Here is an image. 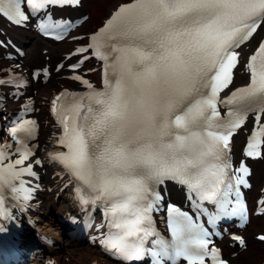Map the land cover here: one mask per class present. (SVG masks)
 <instances>
[{
  "label": "snow or ice",
  "instance_id": "snow-or-ice-1",
  "mask_svg": "<svg viewBox=\"0 0 264 264\" xmlns=\"http://www.w3.org/2000/svg\"><path fill=\"white\" fill-rule=\"evenodd\" d=\"M80 3L0 0V16L21 25L44 12L39 30L63 39L57 30L66 33L69 21L54 20L46 10ZM261 29L264 0H117L87 37L88 44L72 53H91L70 65L72 69L91 58L99 61L101 86L74 74L71 79L85 90L65 89L53 96L50 111L61 129L55 143L64 150L46 155L49 163L64 169L80 205L101 210L96 227L104 231L93 240L105 252L125 262L148 256L152 264H177L181 258L186 264H228L212 241L222 234L210 232L200 217L207 216L209 225L221 217L247 220L240 186H249V169L243 161L233 168L231 140L254 113L256 125L244 154L261 156ZM257 35L260 39L244 64L247 82L230 90L241 49ZM18 67L0 68V89H15L8 96L19 97L28 83L16 73ZM43 72L47 78L48 70ZM4 96L0 91V107ZM32 111L23 104L6 123L10 141H0V217L10 214L9 201L24 206L38 187L25 179L36 177L34 164H42L40 158L31 159L37 121L25 116ZM169 181L185 186L197 210L194 219L188 211L167 205L170 239L157 230L153 216L161 210L160 186ZM204 202L216 211L209 212ZM257 238L264 241V235ZM231 239L245 245L240 236Z\"/></svg>",
  "mask_w": 264,
  "mask_h": 264
},
{
  "label": "bare ground",
  "instance_id": "bare-ground-1",
  "mask_svg": "<svg viewBox=\"0 0 264 264\" xmlns=\"http://www.w3.org/2000/svg\"><path fill=\"white\" fill-rule=\"evenodd\" d=\"M117 3V0H109L107 3L104 4V7L102 9H98L95 5L91 6L89 4V7L91 8L87 14H89L88 18L84 20L83 23L78 25L76 27V30L72 35L79 36L83 33H88L87 30V24L88 21L93 20L95 23L94 30L100 26L103 22V20L110 14V11L113 9V6ZM62 11L63 17H77L80 15H86V12L79 8H70L65 7ZM5 30L7 38L6 41L10 38L14 39L18 44L25 45V42H28L27 39H24L26 36L28 39L32 37V34L28 30H22L20 29L18 32L12 30V28H7L5 26L1 27ZM18 29V28H16ZM92 32V31H90ZM261 34H264V29L260 31ZM3 34V33H2ZM260 36H257V39H259ZM80 41L78 39L71 40V42H66L64 46L61 47H50L44 49V54H48L52 60V64L48 65L49 61L44 60L45 57L42 59V55L40 53L35 54V60L38 62H42L40 64H37L35 62V65L30 67V63L22 62L20 61L18 63L19 67L16 68V72L23 71V69H29L31 72H34L35 70L39 69L44 70L49 68L53 69L51 72V76H54L53 78L48 79V81L43 82V87L39 90L38 87L29 80V85L27 89H22L21 95L17 97L15 100L13 99V103H10V96L7 95L10 90L6 87H3L0 89V91H3L5 93L4 100H3V106L0 107V116L1 113H5V115H9L14 107V104L18 103H28L32 106L34 109V114L37 115L40 118L41 121V127H40V135L37 139V144L39 147V150L36 149V155H41L43 160V165L39 167L38 165L34 164V168H37L39 171V179L38 181H43L46 175V172H50L52 174L53 182L52 185L45 184L44 187L39 191V198L38 200L32 205L31 213L35 214V217H39L42 220V223L45 225L42 226L41 224H37V227L42 230L39 233H36L37 237L44 240L42 237H46L47 240H53L55 244L53 246H48V241L44 240L43 243L46 244L47 248H42L41 246H36L33 249V256L29 264H48L50 260H54V264H88L91 260H96L99 257L96 255L98 253L97 246L95 245V241L93 239L84 241H77V240H71L66 237L65 234V226L59 222L56 218L48 219L46 218V214L53 212L55 213V216L62 215L65 211H70L74 209V204L71 201L70 193L72 192V187L70 184L67 183V179L65 178V175L63 174L62 169L53 163H49V160L47 158V153L49 151H55L57 150V146L55 145V141L58 136V132L56 131V125L54 122L48 117V100L52 97V94L59 90L61 85L65 82H69L64 78L63 76H66L68 74H71V72L67 71L65 69V62L67 61L65 59L67 53L72 51L74 48L79 46ZM87 43V42H86ZM36 45V43H34ZM248 45V44H247ZM246 46V45H245ZM253 45H250L249 47L245 48L244 55L247 57V55L250 53ZM37 52L41 51V48H36ZM243 55V54H242ZM241 55V57H242ZM77 56H73L72 58H75ZM16 62H13L11 64L0 60V68L9 67V66H15ZM62 64L59 67V64ZM60 68V70H55ZM86 69V68H85ZM89 70L92 69V67H88ZM248 78L247 73L243 70H241L240 74L236 76V79L234 80V83L230 86H237L243 82L246 81ZM99 80V76L97 78ZM71 83V82H69ZM72 84V83H71ZM228 92L224 94L226 96ZM25 97H29V99H26ZM20 98V100H18ZM1 118V117H0ZM0 130H4V122H0ZM54 133L56 135H54ZM40 147L43 148L45 151L44 155L42 154L43 151H40ZM262 168V167H261ZM253 182H258L259 177L264 175V172L260 169L261 172H257V168L255 164L253 165ZM254 173L256 174L254 177ZM43 183V182H42ZM43 186V185H42ZM256 190V188H253L249 191V194L253 193ZM173 197H177V193L173 194ZM251 221H253L252 228L256 227V223L259 221L258 216L253 215L251 217ZM41 236V237H40ZM37 239L38 241H41L40 239ZM247 240L250 239V236L247 234ZM224 242V244H223ZM227 240H222V246L225 245ZM62 249H65V253L62 252ZM232 248H225V253H228V250ZM232 251V250H230ZM262 252L264 254V244L261 242H253L251 241L250 247L248 248V251L241 252L238 258L231 259L233 264H242V261L245 263L250 264H257L255 262L256 257H253L254 255H257L258 252ZM100 259V258H99ZM106 261V260H104ZM26 264V263H25Z\"/></svg>",
  "mask_w": 264,
  "mask_h": 264
},
{
  "label": "rangeland",
  "instance_id": "rangeland-1",
  "mask_svg": "<svg viewBox=\"0 0 264 264\" xmlns=\"http://www.w3.org/2000/svg\"><path fill=\"white\" fill-rule=\"evenodd\" d=\"M109 0H84L83 2H82V6L81 7H83V9H85V12H90L89 10L91 9L90 7H89V4H91V6H93V5H95L98 9H102L103 7H104V4L105 3H107ZM80 7V8H81ZM94 26H95V23L93 22V20H90V21H88V24H87V28H88V30H93L94 29ZM32 40L35 42V40L32 38ZM31 40V41H32ZM41 41V43H39V44H36V46L34 47V45L33 44H29V46L27 47V50H26V52H30L26 57H24L23 58V61L25 62V61H27L28 63H31V62H36V61H33V52H36V50H33V48H44V47H49V46H52V47H60V46H64L65 45V43L64 42H62V43H60V44H57V45H49V43H47V42H45V41H43V40H40ZM85 41H86V39L84 38V40H82L81 41V43H85ZM38 46V47H37ZM42 52V51H41ZM42 56L44 55L43 54V52H42V54H41ZM87 67H89V65L87 64L86 65ZM91 66V65H90ZM91 76L94 78V80H97V73H95V72H93L92 74H91ZM37 84H41V83H37ZM13 99V98H12ZM11 99V100H12ZM51 217V216H50ZM260 220H264V216H261L260 218H259ZM248 229H251L250 227H248L246 230H248ZM245 230V231H246ZM244 231V232H245ZM243 232V233H244ZM255 232H257V230H255V229H251L250 230V233H251V238L253 239V240H255L254 239V234H255ZM259 232H262V231H259ZM247 249H244L243 251H246ZM253 257H256V255H254ZM258 257V256H257ZM233 258H237L236 256H234ZM256 260V263H258V264H262V261L264 260V255H259V257L258 258H256L255 259Z\"/></svg>",
  "mask_w": 264,
  "mask_h": 264
}]
</instances>
